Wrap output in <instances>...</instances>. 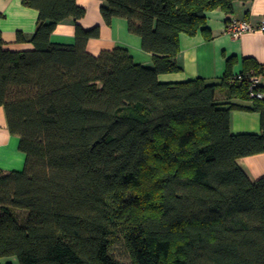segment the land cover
Returning <instances> with one entry per match:
<instances>
[{"label":"trees","instance_id":"trees-1","mask_svg":"<svg viewBox=\"0 0 264 264\" xmlns=\"http://www.w3.org/2000/svg\"><path fill=\"white\" fill-rule=\"evenodd\" d=\"M238 1L252 0H107L105 21L127 19L153 54L145 65L124 47L92 54L100 28L82 27L77 0H25L40 13L34 47L7 49L0 30V105L26 155L23 170L0 169V259L264 264V177L238 163L264 152V95L250 91L264 65L246 58L235 74L230 59L218 82L159 80L182 70L180 34L210 37L206 12ZM69 18L74 43L53 42ZM233 109L259 112L262 133H233Z\"/></svg>","mask_w":264,"mask_h":264},{"label":"crops","instance_id":"crops-1","mask_svg":"<svg viewBox=\"0 0 264 264\" xmlns=\"http://www.w3.org/2000/svg\"><path fill=\"white\" fill-rule=\"evenodd\" d=\"M107 0H77L86 9V15L79 20L85 29L100 28V36L91 38L88 50L99 55L104 50L124 47L129 50L136 63L152 65L153 54L142 48V38L129 31L128 20L115 17L107 23L102 15V7ZM0 30L4 46L14 51L32 49V37L35 34L39 10L25 4V0H0ZM206 23L211 36L202 31L195 35L181 33L178 63L180 72L159 75L161 82H180L203 78L208 82H218L232 61V69L239 74L246 58H254L264 65V31L259 28L264 22V0L236 2L234 11L228 14L221 8L206 12ZM245 20L256 27L240 37L227 33V22L232 19ZM22 33L24 39H19ZM76 23L72 18L58 24L52 34V41L59 44H72L75 41ZM264 86V74L260 76ZM220 97L223 95L220 93ZM236 102L250 104L239 99ZM231 130L239 133H262L261 114L256 111L233 109L231 111ZM26 155L20 149V137L12 134L9 128L6 109L0 105V169L4 172L21 171L25 167ZM238 163L252 181L264 177V152L238 159ZM15 259L1 258V263Z\"/></svg>","mask_w":264,"mask_h":264},{"label":"built area","instance_id":"built-area-1","mask_svg":"<svg viewBox=\"0 0 264 264\" xmlns=\"http://www.w3.org/2000/svg\"><path fill=\"white\" fill-rule=\"evenodd\" d=\"M257 28L252 26L250 23H248L245 20H238L235 18L230 19L227 22L226 25V31L227 33L233 35L234 37H240L243 33L247 31H255ZM261 31H264V22L262 26L259 28ZM252 86L250 88L251 95H257L258 97H263L262 92H256L254 87L257 86L260 83V76H253L251 78Z\"/></svg>","mask_w":264,"mask_h":264},{"label":"rangeland","instance_id":"rangeland-1","mask_svg":"<svg viewBox=\"0 0 264 264\" xmlns=\"http://www.w3.org/2000/svg\"><path fill=\"white\" fill-rule=\"evenodd\" d=\"M114 254L116 255V257H118L120 260L126 261V262H130L126 252L123 248V246L121 245V243H117L116 246L114 247ZM15 259V263L16 264H20L19 260L17 257H13Z\"/></svg>","mask_w":264,"mask_h":264}]
</instances>
